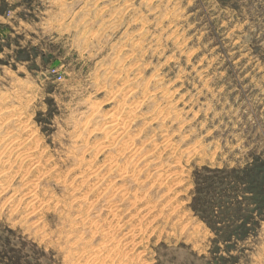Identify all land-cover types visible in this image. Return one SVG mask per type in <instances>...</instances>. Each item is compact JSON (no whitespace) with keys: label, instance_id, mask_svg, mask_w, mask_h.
I'll use <instances>...</instances> for the list:
<instances>
[{"label":"rangeland","instance_id":"1","mask_svg":"<svg viewBox=\"0 0 264 264\" xmlns=\"http://www.w3.org/2000/svg\"><path fill=\"white\" fill-rule=\"evenodd\" d=\"M0 136V264H264V0H0Z\"/></svg>","mask_w":264,"mask_h":264},{"label":"bare ground","instance_id":"2","mask_svg":"<svg viewBox=\"0 0 264 264\" xmlns=\"http://www.w3.org/2000/svg\"><path fill=\"white\" fill-rule=\"evenodd\" d=\"M126 98H127V97H126ZM5 100H6V99H5ZM122 101H123V100H122ZM154 101H155V97H153V96H151V95H149V94H145L143 97H141V103H142L143 106L146 105V103L149 104V102H154ZM124 102H125V101H124ZM118 103H119V102H118ZM161 103H162V102H161ZM153 104H154V103H153ZM150 106H151V104H150ZM158 106H159V104H158ZM158 106H157V107H158ZM122 107H123V105H122ZM155 107H156V106H155ZM120 108H121V106L118 107V110H119ZM123 108H124V107H123ZM135 108H139V107L137 106V107H135ZM139 109H140V108H139ZM159 109H160V108H159ZM120 110H122V109H120ZM120 110H119V111H120ZM123 110L125 111V109H123ZM123 110H122V111H123ZM134 111L136 112L137 110H134ZM134 111H133V112H134ZM158 112H159V110H158ZM122 113H123V112H122ZM129 113H130V114L132 113L131 110L128 111V114H129ZM156 113H157V112H156ZM124 114H125V113H124ZM161 114H162V113H161ZM161 114H160V115H161ZM113 117H114V116H113ZM113 117H112V119H113ZM122 117H123V115H122ZM122 117H121V115H120L119 112H118V114L115 115V117H114V123H116V126L119 127V128H118L119 131H120V130H121V131L123 130L121 134H125L127 128H129V127L126 125V120L122 119ZM158 117H160V116L158 115ZM110 119H111V118H110ZM162 120H164V119H162ZM21 126H22V125H21ZM23 128H24V127H22V129H23ZM121 131H120V132H121ZM23 132H24V131H23ZM0 137H1V136H0ZM2 137H3V136H2ZM5 137H6V136H5ZM17 137H20V134H19V136H17ZM17 137H16V138H17ZM116 137H117V136H116ZM6 138H7V137H6ZM12 138H13V137H12ZM12 138H10V139L13 140ZM118 138H119V137H118ZM118 138H117V139H118ZM131 138H132V137H131ZM133 138H134V137H133ZM7 139H8V138H7ZM10 139H9V140H10ZM14 139H15V137H14ZM114 139H115V138H114ZM117 139H116V141H117ZM134 139H135V138H134ZM134 139H129V140H128V139H125V141H123L124 143H123V145H122V148L120 147V149H119L118 151H119L120 153H125V152H126L125 154L130 153L129 150H130V148L132 147L133 144H131V142H130V143L127 142V144H125V142H126V140H128V141L133 140V141H134ZM0 140H2V139H0ZM11 140H10V141H11ZM25 140H26V139H25ZM25 140H24V141H25ZM33 140H34V139H33ZM2 141H3V140H2ZM4 141H6V140H4ZM28 141H29V140H28ZM116 141L113 140L112 145H110V146H113V144L115 145ZM120 141H121V140H120ZM133 141H132V142H133ZM6 142H7V141H6ZM121 142H122V141H121ZM0 143H1V141H0ZM16 143H17V142H16ZM18 143H19V142H18ZM22 143H23V142H21V144H22ZM26 143H27V142H26ZM26 143H25V144H26ZM29 143H30V142H29ZM37 143H38V142H37ZM133 143H134V142H133ZM5 144H6V146H8L7 143H5ZM9 144H10V143H9ZM13 144H14V145H17V144H15V143H13ZM3 145H4V144L0 145V148H1V146H3ZM10 145H11V144H10ZM14 145H13V147H14ZM19 145H20V144H19ZM32 145L34 146V145H36V144L33 142ZM6 146H4V147H5V150H4V151H6ZM110 146H109V147H110ZM4 147H3V148H4ZM8 147H9V146H8ZM8 147H7V148H8ZM11 147H12V146H11ZM13 147H12V148H13ZM26 147H27V146H26ZM37 147H38V146H37ZM37 147H36V149H37ZM167 147H168V146H167ZM18 148H19V147H18ZM18 148H17V149H18ZM89 148H90V147H89ZM97 148H98V147H97ZM101 148H102V147H101ZM14 149H16V148H14ZM23 149H24V148H23ZM29 149H30V148H29ZM32 149H33V148H32ZM92 149H93V148H92ZM99 149H100V148H99ZM19 150H21V145H20V149H19ZM27 150H28V149H27ZM37 150H38V149H37ZM4 151H3V152H4ZM9 151H10V150H9ZM12 151H13V150H12ZM29 151H31V149H30ZM32 151H33V150H32ZM32 151H31V152H32ZM151 151H152V150H151ZM151 151H150V152H151ZM3 152L0 151L1 155L4 154ZM14 152H15V151H14ZM37 152H38V151H37ZM150 152H148V153H150ZM2 153H3V154H2ZM11 153H13V152H11ZM27 153H28V152H27ZM33 153H34V151H33ZM44 153H45V152H44ZM30 154H31V153H30ZM30 154H29V155H30ZM35 154H36V153H35ZM35 154H32L31 157H35V158H36V156H34ZM81 154H82V153H81ZM17 155H18V154H17ZM20 155H21V154H20ZM20 155H19V156H20ZM95 155H96V154H95ZM122 155H124V154H122ZM155 155H156V154H155ZM155 155H154V156H155ZM9 156H10V155H9ZM25 156H28V155H25ZM39 156H40V155H39ZM115 156L118 157L119 155H115ZM115 156L113 155L112 157H114V158H112V159H110V160H106V162L109 161V164L111 165V166H110V165L108 166V164H107V166H108V168H110V170H111L112 167L114 168V167H116L117 164H120V163L118 162L119 159L117 158V160H116V159H115ZM126 156H127V155H126ZM151 156H152V155H151ZM154 156H153V157H154ZM29 157H30V156H29ZM94 157H95V156H94ZM122 157H123V156H122ZM4 158H5V156H4ZM39 158H40V157H39ZM124 158H125V157H124ZM28 159H29V158H28ZM33 160H34V159H32V163H33ZM34 161H35V160H34ZM126 161H127V159H126ZM126 161H125V162H126ZM128 161H129V160H128ZM144 161H146V160H144ZM156 161H157V159H156ZM38 162H40V161L38 160ZM81 162H82V161H81ZM89 162H90V161H89ZM91 162H92V161H91ZM106 162H105V163H106ZM125 162L122 163V165H118V167H119V171H118V172H120V170L127 169V168L130 169V170L132 169V168L130 167L131 165L129 166V163H128V162L125 163ZM34 163H36V162H34ZM82 163H83V162H82ZM162 166H163V165H162ZM167 166H168V165H167ZM76 167H77V166H76ZM79 167H80V165H79ZM118 167H117V168H118ZM133 168H134V167H133ZM177 168H178V167H177ZM88 169H89V168H88ZM38 171H39V170H38ZM112 171H113V170H112ZM133 171H134V169H133ZM95 172H96V171H95ZM114 172H115V170H114ZM125 172H126V171H125ZM127 172H128V171H127ZM127 172H126V173H127ZM45 173H46V172H45ZM91 173H92V172H91ZM112 173H113V172H112ZM129 174H130V173H129ZM91 175H92V174H91ZM119 175H120V174H119ZM119 175H118V176H119ZM122 175H126V174L124 173V174H122ZM130 175H131V174H130ZM170 175H171V174H170ZM119 177H121V176H119ZM128 177H129V176H128ZM128 177H127V178H128ZM103 178H104V177H103ZM80 180H81V179H80ZM101 182H102V181H101ZM111 182H112V181H111ZM65 184H66V183H65ZM82 185H83V184H82ZM75 186H76V185H75ZM83 186H84V185H83ZM111 186L114 187L113 184H112ZM107 187H108V186H107ZM73 188H74V187H73ZM75 188H76V187H75ZM75 188H74V190L77 191V189H75ZM104 188H105V187H104ZM115 190H116V189H115ZM88 191H89V190H88ZM100 191H101V189H100ZM125 191H127V190H125ZM101 192H102V191H101ZM123 193H124V192H123ZM100 194H101V193H100ZM126 194H127V193H126ZM133 195H134V194H133ZM108 198H109V197H108ZM137 198H138V197H137ZM76 201H77V200H76ZM85 201H86V200H85ZM83 202H84V201H83ZM78 204H79V203H78ZM149 212H150V211H149ZM133 218H134V217H133ZM131 219H132V218H131ZM95 226H96V225H95ZM127 229H128V228H127ZM107 231H108V230H107ZM125 231H126V230H125ZM95 255H96V254H95ZM96 257H97V256H96ZM112 257H113V256H112Z\"/></svg>","mask_w":264,"mask_h":264}]
</instances>
